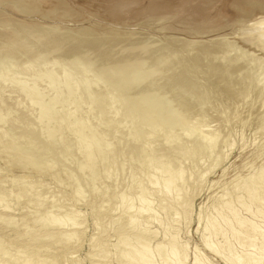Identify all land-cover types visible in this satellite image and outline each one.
<instances>
[{
    "label": "rangeland",
    "instance_id": "rangeland-1",
    "mask_svg": "<svg viewBox=\"0 0 264 264\" xmlns=\"http://www.w3.org/2000/svg\"><path fill=\"white\" fill-rule=\"evenodd\" d=\"M65 1L77 11L78 2L74 1L73 6L69 0ZM102 1L113 8L112 4H108L111 0ZM93 2L102 3L99 0H86L81 6L88 17H73L76 20L73 22V18L67 17L47 18L46 21L32 14L21 17L22 13H12L9 4L1 3L0 0V34L5 36L0 37V41L11 39L15 42L11 44L14 52L9 49V43L0 47V52L10 56L17 54L26 61L25 66L28 67L24 69L17 62L14 63L15 59H11L8 61L10 64L2 66L5 76H0V214H8L12 218L9 223L0 221V235L4 236L0 242V264H125L119 258V248L122 244L124 247L121 237L131 236L140 230L153 234L148 238L149 249L152 251L148 256L152 264H176L168 255L171 237H177L179 246H185V250H182L184 253L180 251L178 257L180 264H194L198 259L197 262L201 264H230L228 261L233 260V257L237 259V255L238 259L243 258L245 261L244 257L257 253L260 240L249 246L242 245L237 239L235 241L231 232L234 228L237 231L240 229L238 220L230 213L220 217L219 211L227 202L231 203V209L237 212L238 219H247V222L254 223L264 233V216L255 217L251 213L255 212L256 207L252 206V211L248 212L239 202L243 197L248 202L244 193L245 185L264 170L263 87L255 83L254 76L251 79L253 73L249 72L250 81L239 85L240 88L227 89L225 92L218 88L212 92V96L220 95L222 98L219 103L206 100L198 92L185 93L179 90L176 91L175 100L177 105L186 108L181 114L177 112L178 109L175 110L172 97L167 95L162 96L165 97L163 102L145 97L134 99V84L130 80L121 78L123 81H119L120 87L105 81L93 84V73H89V76L88 73L75 70V66H70L71 71L62 66L59 60L54 62L52 59L54 43V48L71 44L64 40L67 35L72 36L71 39L77 37L78 41L79 33L83 35L85 25H88L85 26L87 32L93 33L96 30L97 34L94 35L101 32L99 35L103 36L106 31L112 34L113 30H109L111 27L106 26L109 21L105 22L98 14V8ZM251 7L235 13L251 11ZM1 14H5L4 19L15 17L18 21L21 18V25L31 26L33 22V26L50 25L49 29L54 27V36L45 37V41L21 26L1 24L4 20ZM38 21H44L46 25ZM139 22L142 23L140 20L128 21L126 24L135 27L141 24ZM68 25L72 27L67 29ZM225 30L213 29L215 32L222 31L216 32L217 35L211 34L212 30L206 31V40L215 39ZM145 32L150 37L162 33L151 28ZM150 32L156 33L152 35ZM162 35L169 41L170 36L166 37L169 34ZM24 43L28 44L26 52L21 49H25ZM193 43L171 46L169 51L187 64L193 73L199 70L197 61L200 59L205 66L217 64L213 60L215 52L208 49L209 42ZM62 47L61 52L72 48L70 45V49ZM8 50H11V54ZM126 60L131 64L136 61L128 57ZM31 73H37L38 80ZM253 83L256 87L252 86ZM172 87L176 90V86ZM191 97H194L193 100ZM191 105V108H187ZM196 109L201 111L197 114ZM204 109L210 111L207 112L208 116L204 117L207 115ZM175 148H181L182 152L174 153L172 149ZM169 150L171 152L168 154ZM161 154H164L165 159L159 158ZM164 164L171 174L182 173L178 180H173L170 191L163 187L168 176ZM259 190L264 191V186L261 185ZM60 216L63 219H58ZM67 217L70 221L75 220L71 221L74 227L78 223L81 225H76L75 229L69 227L72 223H68L69 220L65 219ZM49 227L61 232L74 231L80 235L66 248L67 244L53 239H33V233L37 230H50ZM131 238L133 240V236ZM159 243L164 245L163 253L166 252L168 256H164L166 260L157 252ZM22 244L31 245L29 251L21 250ZM209 245L210 249L207 248ZM37 248L39 252H31V249ZM47 253H53V256L47 258ZM167 259L173 263L164 262Z\"/></svg>",
    "mask_w": 264,
    "mask_h": 264
},
{
    "label": "bare ground",
    "instance_id": "bare-ground-1",
    "mask_svg": "<svg viewBox=\"0 0 264 264\" xmlns=\"http://www.w3.org/2000/svg\"><path fill=\"white\" fill-rule=\"evenodd\" d=\"M74 1L78 2V5H79L78 7H76L77 11H75V9H73V7L68 5L65 0H1V3L4 2V3L9 4V7H10L9 10H11L12 13L15 11L18 15H19V12H20V14L22 13L21 17L23 15L27 16V15L32 14L31 16L36 15V17L39 16L38 17L39 19L42 18L43 20H45L47 18L48 19H50V18H52V19L53 18L64 19L65 17H67L69 19L75 17V19H78L79 17L85 16L86 11L84 9H82L81 5L86 0H69L70 4H72V5L74 4ZM99 1H101L103 3L102 0H99ZM106 2H109V0H106ZM93 3H95V2H93ZM102 3L96 2L95 7L97 6L98 14H100L105 19V22L109 21V22H107L108 24L106 26L108 28L111 27L109 30H113V31H111L112 34H109V33H107L108 31H106V34L102 33L103 36H100L99 34L101 32H98L99 33L98 34L99 36H98V35H96L97 34L95 32L96 30L93 33H92V31H88V32L85 31V26H88V25H85L83 27L84 33H83V35H80L81 32L79 33V36H78L79 40L78 41L76 39L77 37L75 39H71L72 36L70 37L67 35V36H65L64 40L67 41L68 43L72 42L71 44H62V45H59L60 47L58 46L57 48L56 47L54 48V46L56 45L54 43V45L52 46L53 47L52 48L53 49L52 59H54V62H57L59 60L62 66L66 67V68L68 67L69 70H71V71H72V69L70 66H73V67L75 66V70H77V71L79 70V71L83 72L84 74L88 73V75H89V73H93L94 74L93 75L94 83L92 82L93 84H95V82H97V84H99L100 82H102V83L107 82L112 86L116 87L118 85L120 87L121 83L119 81H121L122 79H125L127 81L130 80L134 84V87H133L135 89V92H133L134 99H140L141 97H145V98H148L150 100H156V101L158 100V102H163L164 101L163 98L165 99V97H162L163 95H167L168 97H172L171 99H173L175 102L174 103L175 110L178 109L177 112L181 113V114L183 112H185L186 108L185 107L182 108L183 106L180 107L181 104H178L179 105L178 106L177 100H175L176 91H179V90L184 91L185 93L187 91H190V92L194 91V93L198 92L199 96L201 94L202 96L205 97L206 100H208V101L211 100L214 103H219L220 100L222 101V98L220 97V95L217 96L218 98L215 96H212V92L216 91L218 88H220V90H222V92L227 91V89L232 90V89L238 88L239 85H241V84L243 85L248 80L250 81L249 72L253 73V75L251 76V79L254 76V78L256 80L255 83H258V85H261L264 89V0H111L110 3H108V4H112L113 8H110V5H107L105 3L102 4ZM4 5H6V4H4ZM248 6H252L251 11L247 10L248 12L235 13L238 10H244ZM230 9H234V10H230ZM16 13L14 15H16ZM3 16L1 14V19ZM10 17H11V15H10ZM85 17H88V16H85ZM14 18L13 19H9V18L4 19V17H3L4 20L1 21L2 22L1 24H9L10 23V24H14L15 26H21L22 28L28 30V32H30L31 34H33L35 36L37 35L38 38H40L41 40H45V41H46L45 37L50 38V37L54 36V35H52L54 27L51 26L52 29H49L48 26L50 27V25H48V24H47L48 26H46V27L43 25H42L43 27H39L37 25L33 26L34 25V22H33V25L30 26L28 24L29 26L28 25L26 26L23 24L21 25V23H19L21 18H19L18 21L15 20ZM16 18L18 19V17H16ZM75 19L73 18V20H74L73 22L76 21ZM24 20H26V18ZM28 20H30V19H28ZM32 20H33V18H32ZM81 20H83V22H84V19H81ZM140 20L142 21V23L141 22H139V23H141L142 25L138 24L135 27L131 25L132 26L131 27V26H129L130 24H126L128 21L137 22ZM49 21H51V20H49ZM61 21H65V20H61ZM96 21L94 20V22H96ZM38 22L40 24L42 23V21L41 22L38 21ZM38 22H37V24H38ZM48 22H46V23H48ZM56 22L58 23V20ZM69 22H70V20H69ZM83 22H80V23H83ZM94 22L92 21L91 23L93 24ZM30 23H31V21H30ZM35 23H36V21H35ZM43 23H44V21H43ZM80 23H79V25H81ZM85 23L87 24L86 21H85ZM96 23H98V22H96ZM228 23H229V25L226 26ZM51 24H53V22H51ZM69 25H68L67 29H69V27H72ZM149 28H151V30H158L159 32H162V33H159V34L157 33L156 35H159L157 37L156 35H154V33H156V32H150V33H153L152 35H154L153 37H150L149 35H147L148 33L145 34L146 33L145 30H147ZM226 28L231 29V30L228 29L230 31L229 33L227 32L228 30H225ZM87 29H89V28L87 27ZM213 29L225 30L226 32H223L218 37L216 36L215 39L206 40V37H205L206 31L212 30L211 34L214 33L213 35H215L216 32L217 33L222 32V31L221 32H219V31L215 32V31H213ZM80 31H82V30L80 29ZM147 32H149V31H147ZM94 33H96V34L94 35ZM69 34L71 35V33H69ZM76 34H78V33H76ZM162 34H169L168 36L165 35L166 37L170 36L169 41L167 39H165ZM208 34H210V33H208ZM2 36H4V35L0 34V37H2ZM147 36H149V37H147ZM210 38H211V35H210ZM212 38H214V37H212ZM187 40L188 41L191 40V41L188 42ZM206 41L209 42V45H210L209 48L208 47H206V48L215 52V54L213 56V60L217 64L216 65L214 64V66H212V65L205 66V65H203L204 62L202 61V59H200L197 61V66H198L197 68L199 70L196 71L195 73H193L192 70L187 67V64L182 63V61L178 57H176L175 55H173L169 51L170 50L169 48L171 46H176V45L183 46L185 44L189 45L191 43L194 44L193 42H196L195 44H204V42H206ZM7 43H9V49H11L14 52L11 44L15 43V42H13L11 39L6 40V41H5V39H4V41L1 40L0 41V45H1L0 47L5 46ZM22 43L20 45H22ZM68 45H70L72 47L71 50L66 51V49L64 48L65 49L64 52H63V50L61 52V48L63 49L62 46L68 47ZM24 48L25 49H23V48H21V49L24 52H26L28 49L27 43L26 44L24 43ZM67 49H70V47H68ZM92 49H94V50H92ZM203 49H205V47ZM11 50H8V52H10V54H11ZM59 50L61 53H59ZM99 50H100V53H98ZM202 56H203V54H202ZM127 57L131 58V59H135L136 61L133 64H131V62L127 63V60H126ZM11 59H12V61H14V59H15L16 61H14V63L17 62L19 65H21L22 68L24 67V69H26V68L28 69V67L25 66L27 64L26 61L20 59V57L17 54L15 56L11 54V56H10L9 54H5V52L1 51L0 52V76H5V74H3L5 71H2L3 67ZM52 59L49 60V62H51ZM55 60H57V61H55ZM207 63H209V62H207ZM8 64H10V62ZM11 64H13V63H11ZM56 65H59V63ZM46 66L49 68L48 64ZM10 67H12V66H10ZM31 74H32L31 76H33L34 78L35 77L37 78V73H35V74L31 73ZM39 76H40V74H39ZM2 78H4V77H2ZM37 80H38V78H37ZM82 81H80V82H82ZM0 82H2V81H0ZM250 83H252V82H250ZM78 85H79V83H78ZM172 85L176 86V90H173ZM79 86H83V85H79ZM252 86H254V83L252 84ZM254 87H256V85ZM123 88L126 89V87H123ZM249 88H250V86H249ZM255 89H254V91H255ZM261 89H259V90H261ZM259 90H257V91L259 92ZM192 94L190 96H192ZM236 94H238V93H236ZM187 97L190 98L188 95H187ZM192 98H194V97H191V99ZM180 99H182V98H180ZM202 99H204V98H202ZM51 100H53V99H51ZM192 100H191V103H192ZM224 100H225V98H224ZM136 101H138V100H136ZM180 101H182V100H180ZM185 102L188 103L187 101H185ZM194 102H196V100H194ZM247 102H248V100H247ZM51 103H52V101H51ZM180 103H183V102H180ZM36 104H38V102ZM43 104H44V102H43ZM190 104H188V105H190ZM221 105L223 107L222 103H221ZM192 106L193 105L188 106L187 108H189V107L191 108ZM233 106H234V104H233ZM37 107H38V105H37ZM205 108L209 109L211 107L206 106ZM216 108L219 109L218 107H216ZM216 108H215V110H216ZM208 109H204L205 111L207 110L206 111L207 115H204V117L209 115L207 113V112H210V111H208ZM212 109L213 108H211L209 110H212ZM256 110H257V108H256ZM199 111H201V110L198 109L196 111V113L198 114ZM192 113H194V112L192 111ZM223 114H224V112H223ZM238 115H240V114H238ZM51 126H52V123H51ZM50 130H51V128H50ZM54 134L57 135L56 133H54ZM51 135L53 136V132ZM55 135H54V138H55ZM172 150L176 154H179L182 152L181 148H175ZM170 152L171 151L169 150L167 153L169 154ZM159 158L165 159L164 154H161ZM25 160H26V158H25ZM4 162H6V160ZM166 164H164V165H166ZM7 166H9V165H7ZM162 166H163V164H162ZM166 167H167V165H166ZM161 168H163V167H161ZM168 169H169L168 167H167V170L163 169L168 175L167 179L164 181L165 184H163L164 185L163 187L165 190L170 191L173 180L174 179L178 180L181 177L182 173L178 172L177 174H171L170 170H168ZM158 170L162 171V169H158ZM263 171L264 170H262L260 174H257L258 176L256 175V177H254L250 181L249 184L245 185L246 187L244 186L245 187L244 193L246 195L248 202L245 201L244 197H243L244 199L240 198V200H239L240 205L248 212L252 211L251 210L252 206L256 207L255 212L251 213V214L255 215V217H258L260 215L264 216V191L259 190V187H261V185L264 186V172ZM1 173H3V172H1ZM151 183L153 184V182H151ZM236 187H238V186H236ZM32 189H34V186H32ZM121 196H122L121 198H123V195H121ZM118 199H120V197ZM123 199H125V198H123ZM70 202H72V201H70ZM0 205H1V203H0ZM219 212H220L219 213L220 217L224 216L226 213H230L231 216L236 218L235 220H238V225H239L240 229L238 231L234 230L235 228L233 229V231L231 230L232 231L231 236H233L235 238V241L237 239L241 242L242 245H248V246H249V244L251 245V244L256 243L257 240H260V242H261V243H259L260 246L257 247L258 249H257L256 254H252V255L249 254L250 256L248 255V256L244 257L245 261H243V258L238 259V255H237V259H234V257H233V260H229L228 263H230V264H244V263L245 264L246 263L247 264H251V263L252 264H263L262 261L260 262V260H263V262H264V233L261 232L260 228L257 227L254 223H251L250 221L247 222L246 221L247 219L245 220L246 222L243 220H240L241 217H240V219H238L237 212L235 210L233 211L231 209V203L227 202V204H225ZM7 215H2V213H1L0 214V221H2L4 223H9V221H12L11 216H7ZM48 215H49V213H48ZM215 217H219V216L215 215ZM61 218L62 217L60 216V218H58V219H61ZM223 218H225V217H223ZM24 219L22 218V220H24ZM65 219H68V217ZM229 219H230V217H229ZM43 220H44V218H43ZM45 220H44V222H45ZM224 220H226V218ZM55 221H56V219H55ZM62 221L64 222L65 220H62ZM71 221H73V220L71 219ZM71 221L69 220L68 223H70ZM227 221H228V218H227ZM44 222H43V224H44ZM46 222H48V221H46ZM63 222H62V224H65ZM66 222H67V220H66ZM73 222H71L72 226H70L71 225L70 224L69 227H71V228L74 227ZM78 224H76V225H78ZM46 225H47V223H46ZM53 225L55 227V224H53ZM58 225H59V223H58ZM76 225H75V227H76ZM79 225H81V224H79ZM79 225H78V227H79ZM229 225H230V223H229ZM43 226H45V225H43ZM61 226H59V227H61ZM75 227H74V229H75ZM217 227H218V225H217ZM41 228H43V227H41ZM49 229H50V227H49ZM64 229L67 230L66 228H64ZM140 231H139V233H135V234L131 235V236H133V240H131L132 238L130 235L129 236L124 235L121 237V242L124 243V247L122 244L121 245L122 247L120 246V248H119V251H120L119 252V254H120L119 258L125 264H152L151 259L149 261L150 256H148V254L151 251L150 250L151 248L149 249L150 246L148 244L149 243L148 238H151V236L153 234H151L152 232L149 233L147 231L146 232H142V230H140ZM80 233H81V231H80ZM78 234L79 233H75L74 231L64 232V230H63L61 232L60 230L59 231L55 230L52 227V229L45 230L44 232H41V230L40 231L37 230L35 233H33V239L37 240V241H40L41 239H53L58 243L61 242V243L67 244L65 246V248H66L72 244L71 243L72 241L75 242L74 239H76L75 237H77ZM233 237H231V238H233ZM171 238H172L170 241L171 243L167 240V242L170 243L169 244L170 246H168L166 244L168 247H170L168 249V250H170V253L168 255H170L172 257L171 260L173 259L176 262V264H178V263L180 264V261H179L180 259L178 260V257L181 254L180 251L185 250L184 249L185 246H183V247L179 246L180 244L178 243V241L176 239L177 237L176 238L171 237ZM3 239H4V236L1 234L0 235V242ZM228 240H227V245H229ZM224 242H225V240H224ZM29 246H31V245L22 244L21 250H23V249L28 250ZM210 246L211 245H209L207 248L210 249L209 248ZM231 246H232V244H231ZM162 247H164V245L162 246L161 243L157 244V249H158L157 252H160V254L163 257L164 256L166 257L167 253L166 252L163 253L165 248L163 249ZM243 247H245V246H243ZM252 247H253V245H252ZM38 249L39 248L31 249V252L35 254L36 251H38ZM229 249L233 250V249H231V247ZM0 250H2L1 246H0ZM233 251H230V252L233 253ZM0 252H2V251H0ZM231 253H230V255H231ZM47 254H48L47 258L53 256V253H47ZM198 254H199V252H198ZM246 254L247 253H245V255ZM161 255H159V256H161ZM165 257L163 259L166 260V258L168 256L166 258ZM231 257H232V255H231ZM181 258H182V256H181ZM198 260H195L194 264H199L200 262L198 263L197 262ZM42 261L47 262L44 259ZM169 261L170 260L167 259V261H164V262H169ZM39 262H40V260H39ZM170 262H172V261H170Z\"/></svg>",
    "mask_w": 264,
    "mask_h": 264
}]
</instances>
